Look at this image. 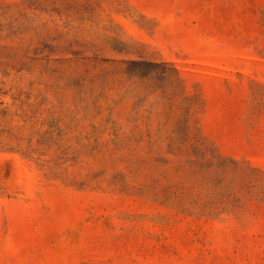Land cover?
<instances>
[{
  "label": "rangeland",
  "instance_id": "rangeland-1",
  "mask_svg": "<svg viewBox=\"0 0 264 264\" xmlns=\"http://www.w3.org/2000/svg\"><path fill=\"white\" fill-rule=\"evenodd\" d=\"M0 264H264V0H0Z\"/></svg>",
  "mask_w": 264,
  "mask_h": 264
}]
</instances>
